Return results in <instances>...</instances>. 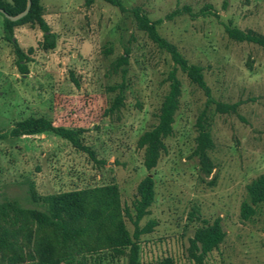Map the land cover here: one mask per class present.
<instances>
[{"label": "rangeland", "instance_id": "obj_1", "mask_svg": "<svg viewBox=\"0 0 264 264\" xmlns=\"http://www.w3.org/2000/svg\"><path fill=\"white\" fill-rule=\"evenodd\" d=\"M121 2L152 21L163 20L159 34L203 69L214 101L235 110L222 112L208 104L204 91L178 71L182 93L172 134L164 139L157 166L148 171L139 140L158 123L174 63L138 28L133 14L103 0L90 6L86 0H41L56 47H41L37 26L16 27L14 38L30 58L29 73L22 75L0 11V209L16 204L44 211L48 196L116 186L133 237L138 188L151 177L154 202L139 229L154 226L139 237L140 264L165 259L195 264L190 241L199 228L216 221L224 238L206 264H264V202L253 206L250 219L243 213L248 187L264 177V49L230 38L225 29L264 36V0ZM208 7L219 18L202 14ZM177 10L179 15L166 19ZM117 99L121 103L114 108ZM30 118L73 131L77 144L94 158L53 133L12 136L14 127ZM200 122L213 145L209 173L196 155ZM31 189L40 202L32 200ZM21 227L5 223L0 214V228L20 231L18 239L29 247L20 264H35L28 253L45 234L36 232L35 224L27 226V234ZM129 253L80 252L74 264H129ZM0 264H9L8 258H0Z\"/></svg>", "mask_w": 264, "mask_h": 264}, {"label": "trees", "instance_id": "obj_2", "mask_svg": "<svg viewBox=\"0 0 264 264\" xmlns=\"http://www.w3.org/2000/svg\"><path fill=\"white\" fill-rule=\"evenodd\" d=\"M103 1L118 8L123 13L131 12L138 28L144 31L160 49L166 51L174 63V68L167 79L169 91L161 105L158 123L139 140V146L145 150L144 166L150 171L157 166L160 153L164 149V139L172 134L175 114L179 109L182 85L177 76L178 71L184 73L191 83L204 91L208 98V104H216L219 111L235 110V106H226L214 101L211 90L204 79L203 69L200 66L190 64L173 44L159 34L158 27L163 23V20L152 21L139 8L127 9L121 0ZM94 2L95 0H86V5L90 6ZM27 6L28 0H13L11 3L0 2V9L4 11L2 15L4 33L14 47L18 71L22 75L29 73L30 58L17 40L14 41V29L16 27L37 26L43 33L41 47L44 50H52L56 47V35L44 19V8L41 0H31L29 10L23 17L15 21L9 18L17 17L25 12ZM184 10L190 12L189 8ZM180 13L181 11L177 10L168 15L166 19L171 20ZM202 14H211L219 18L218 14L210 7L205 8ZM225 29L230 38L238 42L257 44L264 49V36L252 32L246 33L231 26H226ZM126 56L122 58L124 64L127 63ZM120 103L121 99H117L114 108L119 107ZM199 126L200 134L197 139L196 155L201 160L202 169L209 173L212 165L208 151L212 149L213 145L204 125L200 122ZM43 133H53L67 139L94 158L90 149L80 147L77 144L73 131L55 127L50 121L43 118H30L19 122L11 131L14 137ZM138 193L139 198L134 203L136 231L133 237L126 228L119 191L116 186L48 196L42 200L44 211L22 209L16 204H7L0 209V214L5 223H11L14 226L20 224L21 229H24L23 233L27 234L28 225L35 224L36 232L45 234L44 238L38 240L39 244L36 251L28 253L30 260L36 262L35 264H74L76 254L94 252L100 249H111L117 253H123L124 249H129V264H140L139 237L150 233L154 226L151 223L145 228L139 229V222L148 214V209L154 202V181L151 177L142 181ZM248 194L249 201L244 203L243 213L245 218L250 219L256 213L253 206L264 202V177L257 179L248 187ZM30 195L35 203L40 202L33 189L30 190ZM7 209L12 211L13 217L8 214ZM20 234H22L20 231L0 228V258H8L9 264L22 263L26 256L24 250L29 248L21 244L18 239ZM223 238L224 233L218 221L212 225L199 228L190 241V258L195 264H206V258L219 247ZM76 264L84 263L77 262ZM160 264L173 263L171 260L165 259Z\"/></svg>", "mask_w": 264, "mask_h": 264}, {"label": "water", "instance_id": "obj_3", "mask_svg": "<svg viewBox=\"0 0 264 264\" xmlns=\"http://www.w3.org/2000/svg\"><path fill=\"white\" fill-rule=\"evenodd\" d=\"M30 5H31V0H28V6H27V9H26V11L25 12H23L22 14H20L19 16H17V17H9L12 21H15V20H17V19H19V18H21V17H23L24 15H26L27 14V12H28V10H29V7H30ZM0 11L4 14V11L3 10H1L0 9ZM14 41H15V38H14Z\"/></svg>", "mask_w": 264, "mask_h": 264}]
</instances>
